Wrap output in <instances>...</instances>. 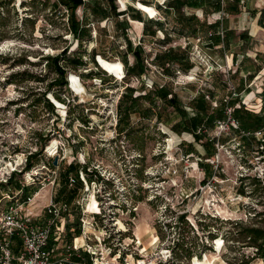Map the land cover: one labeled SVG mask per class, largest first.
<instances>
[{
    "label": "rangeland",
    "instance_id": "374dc122",
    "mask_svg": "<svg viewBox=\"0 0 264 264\" xmlns=\"http://www.w3.org/2000/svg\"><path fill=\"white\" fill-rule=\"evenodd\" d=\"M80 1L76 16L83 22L84 37L78 42L66 35L60 7H52L55 0H0V197L6 189L2 180L6 179L8 184L12 177L13 190L26 186L33 174L48 185L40 190L34 178L35 183L25 188L27 196L38 192L31 206L35 215L44 217V205L51 191L60 201L70 195L72 201L87 197V212L95 217L94 233L101 239L108 234L114 237L115 250L111 251L115 255L102 246L98 260L104 259L100 264H164L169 255L167 247L181 238L190 242L192 255H200V259H173L174 264H228L227 258L233 255L229 249L231 242L222 247L220 238L230 229L226 221L247 223L252 216L251 207L258 211L264 208L256 204L264 202V152H259L254 142L242 139L254 136L256 140H264V31L259 30L257 36L250 33L256 8L260 7L254 4L256 8L251 6L253 10L249 11L248 0H238L236 7H231L234 0H185L186 5L177 10L168 4L171 0H112L116 12L122 13L116 17L107 0ZM217 3L220 8L214 9ZM95 7L102 15L94 16ZM261 7L264 8V0ZM137 12L140 20L135 16ZM178 13L195 17L198 30L195 37L191 36L190 28L181 27L176 19ZM203 23L217 25L218 45L208 42L211 31ZM145 24L149 33L155 31L154 37L144 32ZM157 24L168 33L167 44L159 43L163 34L157 30ZM227 30L233 33L228 44L224 38ZM242 33L244 41L239 39ZM96 46L97 53L106 59L92 55ZM66 47L69 53L86 49L91 54L89 61L82 58L85 66L67 71L65 77L70 101L76 95L77 104L94 111L88 116L92 124L87 128L78 122L69 126L63 117L68 109V96L57 99L47 91L44 97L52 107L37 104L46 85L55 79L45 57L58 55ZM169 48L182 50L192 64L186 75L172 74L177 70L175 64H166L164 70L157 65V55ZM135 51L140 53L145 69L142 74L130 75ZM18 59L23 62H17ZM259 67L262 68L257 71ZM22 73L43 80L13 76ZM166 86L171 93L169 98L177 97L186 119L195 116L192 103L199 93L211 109L225 104V115L228 102L238 93L236 107L244 105L261 116L263 126L257 134L250 135L232 115L239 126L234 128L226 115L223 121L215 123L213 130L204 132L203 128H197L200 139L196 140L190 133L171 129L176 123L182 125V116L156 97L155 107L161 106L163 122H145L134 137L116 140V104L127 87L146 92ZM208 93L212 94L216 107L205 98L210 97ZM136 118L130 122L134 123ZM201 131L206 136H200ZM213 137L214 143L210 142ZM54 140L59 141L61 148L56 154ZM206 142L211 145H205ZM30 154L33 166L27 170L25 158ZM55 160L53 169L48 163ZM70 166L74 170H69ZM81 166L108 180L105 184L111 191L103 190L104 183L92 179L87 181L90 192H85ZM52 169L57 171V179L51 190ZM206 170L210 171L208 178ZM70 176L77 180L73 187L68 186ZM245 176L250 178L241 184L240 179ZM255 186L254 194H248ZM97 190H101L98 204L92 196ZM10 204L1 202L0 212ZM196 212L207 218L198 219ZM182 214L186 215L187 224L176 225V217ZM69 221L80 224L78 214ZM198 221L202 225H197ZM70 236L67 233L57 245L56 256L64 255L62 246ZM76 242L81 240L78 238ZM238 250L247 255L254 251L250 247ZM252 264L262 262L256 260Z\"/></svg>",
    "mask_w": 264,
    "mask_h": 264
},
{
    "label": "trees",
    "instance_id": "16d2710c",
    "mask_svg": "<svg viewBox=\"0 0 264 264\" xmlns=\"http://www.w3.org/2000/svg\"><path fill=\"white\" fill-rule=\"evenodd\" d=\"M108 3L111 6V10L113 11L114 15L120 16L122 13H117L115 10V6L113 5L112 0H107ZM81 4L80 0H55V3L52 5L53 8L55 7H60L61 12L59 13L60 17L65 20V31L66 35H70L73 40H77L78 42L80 41L81 38L84 37V25L83 22H79L76 16V9L79 7ZM169 5H174L176 6V9L179 10L183 6L186 5L185 0H171L168 2ZM238 4V0H234L233 5L231 7H236ZM2 8V6H1ZM220 5L217 3L214 5V9H219ZM58 10V12L60 11ZM94 16L102 15V13L99 12V8L95 7L93 10ZM264 14V11L261 12V16ZM136 18H139L140 20V15L137 12L136 13ZM176 19L178 22L181 23V27H187L190 28V34L192 37H195L197 35V27L196 23H194V16H185L182 13H178L176 15ZM194 23V24H193ZM203 26H206V29H209L211 32H209V37L207 38L208 42H211L213 45H218L220 42V38L218 35H216V29L217 25L216 24H211V25H206L205 23L202 24ZM146 24L144 25V32H147L150 34L152 37H154L155 31H152L149 33V31L146 28ZM157 30L161 31L163 34V38L159 41L160 44H167L170 41V37L168 33L163 31V27L161 24H157ZM183 34V33H180ZM232 32L231 31H226V34L224 36L225 38V43L228 44V41L230 38H232ZM245 34H240L239 39L244 41ZM129 50L131 49L130 43H129ZM97 46L93 50L92 55L94 54H99L102 58L106 59L105 55L102 53H97ZM83 57H86V60L89 61L91 59V54L87 53L86 49H83V51H73V53H69L67 51V47L62 49V51L55 56L52 57H45V60L48 65V69L51 73L55 75V79L48 83L46 85V91L43 93L41 97V101H39L37 104H46L50 107H52L49 99L44 97V94L47 91H50L53 96H55L57 99H61L62 96L67 97V114H66V120L71 126V123L78 122L82 125V128H87L89 126L90 119H88L89 115H92L94 112L91 107H86L82 103L77 104L78 98L72 97L71 101L69 99V90L67 89V83L65 81L66 77V72L67 71H77L81 69L83 66L86 65L85 61L82 59ZM88 57V58H87ZM133 57H134V65L132 68L129 69V74H142L145 69V65L143 63L142 58L140 57V53L138 51L133 52ZM17 62L21 63V59H18ZM95 67L98 68L97 63L93 59ZM125 66H127V61H123ZM156 63L160 68H164L166 64L172 63L173 65H177V70H173L171 73L175 75V73H184L185 75L190 71L192 68V64L188 61L187 58L183 55V51L180 49H172L169 48L167 49L166 52L160 53L156 57ZM262 67L257 68V71L261 70ZM164 70V69H163ZM128 75V73H127ZM14 78L20 76L23 77L25 76L26 78H21V79H30V80H35L37 82H42L43 78L42 77H36L33 75H24L22 74H15L13 75ZM103 82V81H102ZM53 87L58 88V91H54ZM211 98H213L211 93H208ZM169 95H171L170 91L166 87L161 88L160 90H157L155 88L149 90V91H140L138 92L132 87H127L126 92L119 98L117 104H116V117H117V122H116V127H115V133L116 137L115 139L120 141L121 139L126 138H131L136 135L137 131H141V126L145 122H151L155 121L156 124L162 123L163 118L162 114L160 112L161 106H156L155 107V98L159 97L161 101L166 104L167 107H171L173 111H175L177 114H180L182 116L183 123L182 125L176 123L171 126V129L174 132L177 133H183L187 132L193 135L194 139L199 140V136L196 133V129L199 128L202 130L204 129V132L206 130H213L215 127V123L218 121H223L226 117L225 112H224V106L225 104L219 103V105L215 109H211L209 106V103L205 101L204 97L202 94L199 93L198 97L193 100L192 103V108L195 111V116L191 117L189 119L185 118V113L183 111L182 106L180 105V102L178 101L176 96H172L169 98ZM239 94L236 93V96L231 99L228 102L229 108H232V115L235 119H237L239 126L241 127L242 130L247 131L250 135L254 134L260 128L263 126V118L259 116L258 114H255L253 112L248 111L244 105H240V107H236L237 104H239V99H238ZM55 101V100H54ZM78 107L80 110L76 111L75 108ZM155 107V108H154ZM72 108V109H71ZM90 108V109H89ZM75 110V111H73ZM86 111V112H85ZM138 116V119L136 118ZM135 117L137 121L130 122L131 118ZM86 130V129H84ZM201 131L200 136H206V134ZM54 136V135H53ZM249 138V139H248ZM247 139L243 138V140H249L250 142H254L257 146V149L260 150L259 152L263 153L264 152V140H256L254 136H249ZM43 138H41L42 140ZM215 137H213L210 142L214 143ZM49 141V140H47ZM47 142L45 143V145ZM205 145L209 146L208 142L205 143ZM209 149V148H208ZM212 155V152L209 154ZM49 166H54L53 161H50L48 163ZM33 166L32 162V157L31 154L28 155L26 158L24 167L27 170H30L31 167ZM83 169V173L87 179L88 182H91L92 179H95L96 181H101L103 182L104 189L103 190H110V188L106 187V184L109 182L108 180H105L104 178L100 177L96 171H88L86 166H81ZM74 170L72 166L69 167V170ZM205 173L207 174V178L210 176V171L206 170ZM250 178L249 176L241 177L240 181L241 184H243L244 179ZM258 182V180H257ZM264 183V179L262 181ZM106 183V184H105ZM10 185H13V178H9L8 184H4L3 186L7 189L10 187ZM254 185H256L254 183ZM257 186V185H256ZM256 186L253 187L250 190V193L248 194H254L256 191ZM5 189V190H6ZM16 190L20 189V187L14 188ZM264 190V187H262ZM104 193H107L104 191ZM245 194V192H244ZM56 201H60L59 199L55 198ZM65 202H71V195L67 197V199L62 200ZM259 206L264 207V202L258 201L256 203ZM196 212L195 215H197L200 219L207 218L206 215H200L197 214ZM252 216L249 222L244 223L242 220H236V221H231L227 220V224L230 225V229L228 230V233L224 236H221L220 238L223 240V245L224 247L225 243L231 242V247H229L230 251L233 252L232 257L227 258V263L228 264H252L254 261L258 260L261 261L262 264H264V208L260 211L256 210V208L251 207L250 212ZM211 219H217L215 217H211ZM197 225H202L203 222L198 221ZM176 225H183L187 224L186 221V215L182 214L180 216L176 217ZM226 224V223H225ZM167 225V224H166ZM164 225V226H166ZM169 226V224H168ZM192 230L191 228H189ZM79 234V231H76V235ZM123 235H126V233H123ZM113 236L111 235L107 239H105L104 243L108 244L110 241L113 240ZM159 238V237H158ZM208 238H213L210 235H208ZM81 240V243H83L82 238H79ZM217 239V238H216ZM213 238L212 240H216ZM160 240V238H159ZM185 239H176L173 240L171 245L167 247V250L169 251L168 257L165 259L164 264H174L173 259H176L177 261L180 260L181 258L184 259H193L199 258L200 255H192V251H190V248L188 247V244L190 242L184 241ZM201 242L203 243V240L201 239ZM213 246V245H212ZM239 247H250L254 251L251 255H247L244 252H239ZM213 248V247H212ZM233 249V250H232ZM203 250H206L205 246H203ZM193 256V257H192Z\"/></svg>",
    "mask_w": 264,
    "mask_h": 264
},
{
    "label": "built area",
    "instance_id": "2783aa9c",
    "mask_svg": "<svg viewBox=\"0 0 264 264\" xmlns=\"http://www.w3.org/2000/svg\"><path fill=\"white\" fill-rule=\"evenodd\" d=\"M68 83L71 88L69 80ZM205 98L213 107L217 106L213 98L210 99L208 96H205ZM224 102L227 103V100L224 99ZM232 110V108L226 107L227 120L234 128L238 129V123L232 117ZM66 114L67 110L63 113L65 120ZM91 124L90 121L89 126ZM54 141L57 142L54 153L56 154L61 148L59 141ZM52 143L53 141L50 146ZM51 168L54 169V166ZM53 169L49 171V177H52L51 190L57 179V171ZM36 176L38 175L33 174L31 181L26 182V186L33 185L36 179L38 181L37 185L40 186L39 189H45L48 185L44 181L38 180ZM81 181L84 184L85 192H90L84 175L81 176ZM2 183L5 184L6 179L2 180ZM76 184L77 180L70 176L68 178V186L73 187ZM26 186L18 190H11L8 187L1 193L0 203L5 201L11 204L6 210L0 212V264H100V261L104 259V257H100V260H98V255L102 254V246H107L109 254H112V251L115 250L112 241L108 244L104 243L105 239L110 237L111 234H108L107 238L101 239L94 233L95 217L94 214L87 212V204L89 202V200L86 201L87 197L76 198L71 202L56 201L51 191L44 205V217H42L35 215L31 207L32 200L38 195V192L27 196L25 193ZM100 193L101 190H97L92 195L97 204L98 202L101 203ZM23 197L25 199L22 200ZM77 214L80 224L75 225L74 222L69 220L73 215ZM76 231H79L78 235H76ZM67 233L71 236L70 240L68 242L65 241L64 246H62L64 255L56 256L57 245L62 242ZM116 234H120V232ZM78 238H82V244L76 242ZM114 255L115 252L112 256Z\"/></svg>",
    "mask_w": 264,
    "mask_h": 264
},
{
    "label": "crops",
    "instance_id": "0c3cea01",
    "mask_svg": "<svg viewBox=\"0 0 264 264\" xmlns=\"http://www.w3.org/2000/svg\"><path fill=\"white\" fill-rule=\"evenodd\" d=\"M248 3H249V11L250 10L252 11L253 10L252 8H254L255 5L260 7V9L255 7L256 10H257L256 19H255V22L251 25V28H250L251 35L252 36H257L259 30L264 31V14L260 18L261 12L264 11V8L261 7V5L263 3V0H248ZM251 6H252V8H251Z\"/></svg>",
    "mask_w": 264,
    "mask_h": 264
},
{
    "label": "bare ground",
    "instance_id": "6f19581e",
    "mask_svg": "<svg viewBox=\"0 0 264 264\" xmlns=\"http://www.w3.org/2000/svg\"><path fill=\"white\" fill-rule=\"evenodd\" d=\"M170 138H171V137H170ZM170 140H171V139H170ZM180 140H181V139H180ZM168 141H169V140H168ZM172 142H173V141H172ZM36 197H38V196H36ZM153 240H154V242H156V239H155V238H154ZM154 242H153V243H154Z\"/></svg>",
    "mask_w": 264,
    "mask_h": 264
},
{
    "label": "water",
    "instance_id": "95a60500",
    "mask_svg": "<svg viewBox=\"0 0 264 264\" xmlns=\"http://www.w3.org/2000/svg\"><path fill=\"white\" fill-rule=\"evenodd\" d=\"M53 165H56V160L53 162Z\"/></svg>",
    "mask_w": 264,
    "mask_h": 264
}]
</instances>
